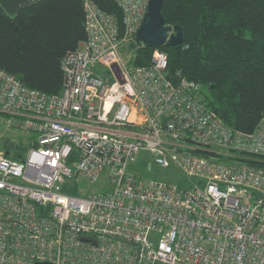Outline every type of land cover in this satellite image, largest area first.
Returning <instances> with one entry per match:
<instances>
[{
    "label": "built area",
    "instance_id": "1",
    "mask_svg": "<svg viewBox=\"0 0 264 264\" xmlns=\"http://www.w3.org/2000/svg\"><path fill=\"white\" fill-rule=\"evenodd\" d=\"M82 1L86 37L61 57L58 92L0 67V121L31 141L0 152V264H264V167L237 159L264 158V114L252 131L228 126L199 82L167 74L163 49L127 66L120 45L148 0H116L121 23ZM143 150L188 185L136 177ZM103 170L104 190H64Z\"/></svg>",
    "mask_w": 264,
    "mask_h": 264
},
{
    "label": "trees",
    "instance_id": "2",
    "mask_svg": "<svg viewBox=\"0 0 264 264\" xmlns=\"http://www.w3.org/2000/svg\"><path fill=\"white\" fill-rule=\"evenodd\" d=\"M94 1L121 23L116 0ZM84 13L82 0H0V67L26 86L58 92L61 57L86 37ZM161 14L165 23L182 26V40L127 39L126 57L120 49L126 65H148L153 49H163L167 74L199 82L206 106L228 126L254 130L264 114V0H162ZM30 144L2 149L17 157ZM237 159L264 167L258 154Z\"/></svg>",
    "mask_w": 264,
    "mask_h": 264
},
{
    "label": "rangeland",
    "instance_id": "3",
    "mask_svg": "<svg viewBox=\"0 0 264 264\" xmlns=\"http://www.w3.org/2000/svg\"><path fill=\"white\" fill-rule=\"evenodd\" d=\"M82 46V41L79 42L78 47ZM125 42L120 45L121 54L127 56L129 52L126 49ZM122 56V55H121ZM202 89V88H201ZM30 134L27 131L8 128L5 127L3 122L0 121V152H4L2 145L5 143H26L29 141ZM129 171L133 173L136 177L142 179L148 178H159L167 181H174L179 187H185L189 183V178L175 165L171 164L170 166H161L155 163L152 159V154L148 151H140L137 155L136 160L129 164ZM75 183L72 187L66 188L64 184V190L69 192H78L79 190H89V191H102L108 186V181L106 180L105 170H103L96 180L91 181L86 178L77 176ZM78 185L81 187L78 190ZM81 193V192H80Z\"/></svg>",
    "mask_w": 264,
    "mask_h": 264
},
{
    "label": "water",
    "instance_id": "4",
    "mask_svg": "<svg viewBox=\"0 0 264 264\" xmlns=\"http://www.w3.org/2000/svg\"><path fill=\"white\" fill-rule=\"evenodd\" d=\"M162 0H148L138 28L135 40L157 45L161 43L175 44L182 40V26L165 23L161 14ZM5 154L7 151L4 152ZM20 154L17 155L19 157ZM37 264H51L49 261H38Z\"/></svg>",
    "mask_w": 264,
    "mask_h": 264
}]
</instances>
